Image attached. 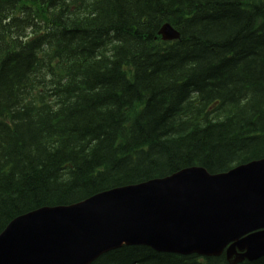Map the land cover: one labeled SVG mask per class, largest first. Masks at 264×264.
<instances>
[{"label":"trees","instance_id":"16d2710c","mask_svg":"<svg viewBox=\"0 0 264 264\" xmlns=\"http://www.w3.org/2000/svg\"><path fill=\"white\" fill-rule=\"evenodd\" d=\"M260 159L264 0H0V234L42 207ZM91 264L228 262L124 246Z\"/></svg>","mask_w":264,"mask_h":264},{"label":"water","instance_id":"95a60500","mask_svg":"<svg viewBox=\"0 0 264 264\" xmlns=\"http://www.w3.org/2000/svg\"><path fill=\"white\" fill-rule=\"evenodd\" d=\"M159 34L180 36L169 24ZM229 244L230 264L264 257V159L220 174L185 168L22 215L0 234V264H91L124 245L218 256Z\"/></svg>","mask_w":264,"mask_h":264}]
</instances>
